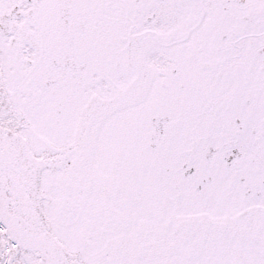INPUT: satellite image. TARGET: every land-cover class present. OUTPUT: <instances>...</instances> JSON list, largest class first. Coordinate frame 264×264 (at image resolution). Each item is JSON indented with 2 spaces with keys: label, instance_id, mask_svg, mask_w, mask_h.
Instances as JSON below:
<instances>
[{
  "label": "snow or ice",
  "instance_id": "snow-or-ice-1",
  "mask_svg": "<svg viewBox=\"0 0 264 264\" xmlns=\"http://www.w3.org/2000/svg\"><path fill=\"white\" fill-rule=\"evenodd\" d=\"M0 264H264V0H0Z\"/></svg>",
  "mask_w": 264,
  "mask_h": 264
}]
</instances>
